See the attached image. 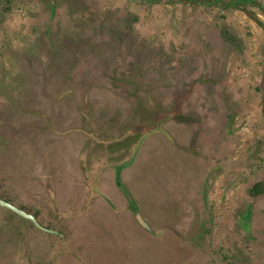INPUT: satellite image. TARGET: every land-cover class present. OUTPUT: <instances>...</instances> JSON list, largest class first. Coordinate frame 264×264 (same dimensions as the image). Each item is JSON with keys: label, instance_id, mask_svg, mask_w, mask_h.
<instances>
[{"label": "rangeland", "instance_id": "1", "mask_svg": "<svg viewBox=\"0 0 264 264\" xmlns=\"http://www.w3.org/2000/svg\"><path fill=\"white\" fill-rule=\"evenodd\" d=\"M0 197V264H264V0H0Z\"/></svg>", "mask_w": 264, "mask_h": 264}, {"label": "flooded vegetation", "instance_id": "2", "mask_svg": "<svg viewBox=\"0 0 264 264\" xmlns=\"http://www.w3.org/2000/svg\"><path fill=\"white\" fill-rule=\"evenodd\" d=\"M171 110H172V107L171 108L169 107L168 109L165 110L166 112L164 111V113H161L160 116H157V117H156V113L154 112V109L153 108H151L150 111L149 110L148 111H145L146 116L144 115V118H142V117L140 118L141 123H143V129L146 132H151V133H154L156 131H159L157 129L160 128L162 126V124L165 123V122H163V119H165V121L166 120H169V119H176L172 115ZM138 118H139V116H138ZM103 128H106L105 125H104ZM196 142H197V140H196V137L194 136V138H191L190 145L188 146V148L185 147V149L186 150L189 149L190 151L193 152L194 151L193 146L195 145ZM125 143L127 144L129 142H125ZM100 166L103 167L102 164H100ZM104 166H105V164H104ZM97 173L98 172L96 171L95 177L92 178L95 181L99 180V178L96 175ZM92 179H88V181H92ZM92 183H93V181H92ZM90 187H89V189H90ZM167 193L169 194V191H167ZM182 195H184V192H181V193H179L176 196L177 200L175 202L182 207V209H183L182 211L184 212L185 209H186V207H185L186 205L184 206L185 201H184V199H178V197H182ZM181 217L183 218V215ZM180 221L182 222L183 220H180ZM56 233H58V232H56Z\"/></svg>", "mask_w": 264, "mask_h": 264}, {"label": "water", "instance_id": "3", "mask_svg": "<svg viewBox=\"0 0 264 264\" xmlns=\"http://www.w3.org/2000/svg\"><path fill=\"white\" fill-rule=\"evenodd\" d=\"M0 205L7 207V208L11 209L12 211L22 215L23 217L30 219L35 225H37L38 227H40L44 230H48L50 232H55V230L47 228L44 225H42L40 223V221L38 220V218L34 214L25 211L24 209L14 205L13 203L3 199L2 197H0Z\"/></svg>", "mask_w": 264, "mask_h": 264}, {"label": "trees", "instance_id": "4", "mask_svg": "<svg viewBox=\"0 0 264 264\" xmlns=\"http://www.w3.org/2000/svg\"><path fill=\"white\" fill-rule=\"evenodd\" d=\"M165 1H167V2H169L170 0H165ZM191 1H193V2H198V3H201V4H203V3H209L210 2V0H191ZM175 103H173L172 104V110H171V112H174L172 115L175 117V118H177V119H180L182 116L180 115V113H179V108L177 107V106H175L174 105ZM152 108L154 109V110H156V108L157 107H154V106H152ZM162 108V107H161ZM165 108V107H164ZM164 108H162L160 111H161V113H164V111H165V109ZM166 112V111H165ZM138 113V109L136 110V112H135V114H137ZM138 117V116H137ZM32 223V222H31Z\"/></svg>", "mask_w": 264, "mask_h": 264}, {"label": "crops", "instance_id": "5", "mask_svg": "<svg viewBox=\"0 0 264 264\" xmlns=\"http://www.w3.org/2000/svg\"><path fill=\"white\" fill-rule=\"evenodd\" d=\"M102 175H103V172H102V174H101L100 180H101V179L103 180V178H102L103 176H102ZM100 182H101V181H100ZM193 189H194V188H193ZM105 196H106V195H105ZM220 200H222V199L220 198ZM220 200H219V201H220ZM244 215H245V214H244ZM242 216H243V214H242L240 217H242ZM205 258H206V259H205L206 262H204V261L202 260V262H201L202 264H213V263H212L213 261H212L211 259H209L207 256H205ZM222 261H223L224 263H226V262H227L226 257H224L223 259H221V262H222Z\"/></svg>", "mask_w": 264, "mask_h": 264}]
</instances>
